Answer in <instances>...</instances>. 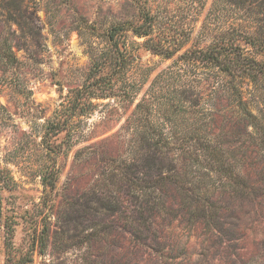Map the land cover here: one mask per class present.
I'll return each mask as SVG.
<instances>
[{
  "label": "rangeland",
  "instance_id": "374dc122",
  "mask_svg": "<svg viewBox=\"0 0 264 264\" xmlns=\"http://www.w3.org/2000/svg\"><path fill=\"white\" fill-rule=\"evenodd\" d=\"M144 11L150 44L120 30L128 63L97 69L116 52L107 34L142 25ZM254 11L217 0H6L0 264H264V79L244 87L254 128L211 63L181 58ZM158 43L179 51L157 54ZM77 102L93 110L75 114ZM199 137L232 176L197 159ZM150 153L160 168L150 170ZM44 177L57 179L53 189Z\"/></svg>",
  "mask_w": 264,
  "mask_h": 264
},
{
  "label": "trees",
  "instance_id": "16d2710c",
  "mask_svg": "<svg viewBox=\"0 0 264 264\" xmlns=\"http://www.w3.org/2000/svg\"><path fill=\"white\" fill-rule=\"evenodd\" d=\"M6 0H0V7L5 3ZM218 4H229L237 12H242L246 7L255 9L251 16L249 15L246 19L242 18V24H234L230 26V29L223 33L221 39L213 43L208 49H197V50H187L181 58L185 59V64L187 66L194 65L195 68L199 69V65L203 68L209 66L211 63L218 71L217 76H220L223 81H226L228 85V94L232 101L236 105L239 114L245 121H248L254 128H259L257 120L258 117L249 109V103L245 99L244 87L252 86L256 89L261 81L264 79V0H217ZM8 4H4V9L10 10ZM142 15V25L140 26H126L119 25L113 28L108 35V40L113 44L115 51H110L109 53H103L100 56V63L97 62L96 66L100 71L107 67L115 66L119 71L124 69L128 63L126 52L118 50L119 43L115 36L120 30H132L133 34L138 38H146V45L150 44L151 36L153 34L154 27V17L149 11H144ZM249 12V11H248ZM122 27V29L120 28ZM114 42V43H113ZM244 42L249 47L240 44ZM151 50L155 51L157 54L165 55L168 58L174 56L178 49H172L165 45L152 44ZM104 54H108L105 56ZM257 56H263L262 59ZM104 59V60H103ZM119 71H115L118 74ZM125 81V80H124ZM99 82L92 85L93 88H99ZM125 84V82H124ZM127 84V83H126ZM187 99L185 101L192 102V89H186ZM93 99H104L109 98L110 95H96V93H90ZM193 101H196L193 99ZM196 104V102H195ZM82 103H74L73 112L80 113L81 116L84 114H90L93 110L94 105L90 102L89 110L86 111L84 107L81 106ZM194 105V103H193ZM259 110V109H258ZM261 112V110H259ZM201 141L195 142L198 146L194 155L197 159H204V161L210 166L213 172L220 174L221 176H232V170L225 165V163L219 159L220 152L212 146L213 142L208 139L197 138ZM190 140V139H189ZM191 140H195L191 137ZM201 142V143H200ZM155 151L159 150L158 143L153 145ZM161 154H163L161 152ZM200 157V158H199ZM162 157L157 158V154H147L146 160L153 166L150 170L157 166H162ZM158 164V165H157ZM136 164H132L127 167L131 174H134L132 168H135ZM164 165V163H163ZM55 177L43 178V183L45 187L53 189L56 183ZM2 212V203L0 196V216ZM8 239V238H6ZM9 240V239H8ZM6 245L9 247L8 242Z\"/></svg>",
  "mask_w": 264,
  "mask_h": 264
}]
</instances>
